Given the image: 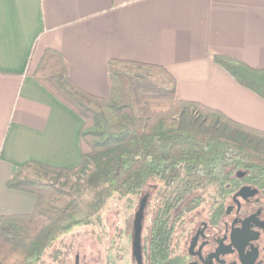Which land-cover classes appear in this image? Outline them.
<instances>
[{"label":"crops","instance_id":"crops-1","mask_svg":"<svg viewBox=\"0 0 264 264\" xmlns=\"http://www.w3.org/2000/svg\"><path fill=\"white\" fill-rule=\"evenodd\" d=\"M46 50L90 95L107 96L110 60L160 65L177 100L264 131V99L213 60L264 69V0H0V216L34 208V195L6 187L21 165L81 160L83 120L34 77Z\"/></svg>","mask_w":264,"mask_h":264},{"label":"trees","instance_id":"trees-1","mask_svg":"<svg viewBox=\"0 0 264 264\" xmlns=\"http://www.w3.org/2000/svg\"><path fill=\"white\" fill-rule=\"evenodd\" d=\"M213 60L264 99V69L226 55ZM107 72V96L96 97L71 81L61 54H43L34 77L83 120L81 160L74 168L28 161L7 180V188L36 201L29 214L0 216V264L39 263L54 241L88 225L108 199L138 194L149 183L182 197L225 179L230 169L264 171V131L177 100L175 78L164 67L110 60ZM58 174L78 176L75 188L54 183Z\"/></svg>","mask_w":264,"mask_h":264},{"label":"flooded vegetation","instance_id":"flooded-vegetation-1","mask_svg":"<svg viewBox=\"0 0 264 264\" xmlns=\"http://www.w3.org/2000/svg\"><path fill=\"white\" fill-rule=\"evenodd\" d=\"M225 175L182 197L163 193L145 234L141 222L139 263L131 235L132 261L264 264V171L230 169Z\"/></svg>","mask_w":264,"mask_h":264},{"label":"rangeland","instance_id":"rangeland-1","mask_svg":"<svg viewBox=\"0 0 264 264\" xmlns=\"http://www.w3.org/2000/svg\"><path fill=\"white\" fill-rule=\"evenodd\" d=\"M77 177L67 178L64 174H58L52 181L70 189V186L75 188ZM154 184L149 183L135 195L108 199L96 218L88 225L75 227L60 236L45 250L37 264H135L130 247L134 215L140 199L146 195L148 205L144 208L143 219L145 234L156 216L163 194V186L158 185L153 189ZM206 190L209 192L211 188Z\"/></svg>","mask_w":264,"mask_h":264},{"label":"water","instance_id":"water-1","mask_svg":"<svg viewBox=\"0 0 264 264\" xmlns=\"http://www.w3.org/2000/svg\"><path fill=\"white\" fill-rule=\"evenodd\" d=\"M146 205V196L140 200L138 210L134 215L133 223V255L135 256L137 262H140V232H141V222L144 216V208Z\"/></svg>","mask_w":264,"mask_h":264}]
</instances>
